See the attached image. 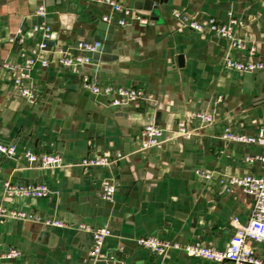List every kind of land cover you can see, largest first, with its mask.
<instances>
[{
	"label": "crops",
	"instance_id": "obj_1",
	"mask_svg": "<svg viewBox=\"0 0 264 264\" xmlns=\"http://www.w3.org/2000/svg\"><path fill=\"white\" fill-rule=\"evenodd\" d=\"M147 19L121 26L104 21L106 4L83 0H0V142L16 144L11 156L0 155V203L34 214L35 219L5 218L0 221V264H106L90 256V235L79 229L83 222L107 226L104 255L122 256L124 264H229L189 257L171 249L156 255L135 240L156 236L180 243L200 242L225 248L234 232L233 218L245 223L253 197L227 184L229 177L259 175L264 166L244 160L262 147L222 137L225 129L255 134L264 122V66L240 72L224 66L225 58L246 57L229 41L199 33L172 15L181 11L198 22L208 17L233 18L234 34L255 43L252 60L264 65V0H122ZM46 9L52 36L48 49L75 52L79 40L100 41L90 65L69 69L58 65L57 55L48 67L36 65L30 82L33 101L20 95L7 65H18L23 53L38 41L32 32L43 19L35 14ZM23 35L9 39L18 29ZM50 56V52H44ZM179 57H182L180 60ZM87 73L101 84L137 87L150 98L131 107L110 106L81 86ZM210 112L214 120L202 124L191 117ZM185 121L195 135L176 137L160 148L143 149L142 128L154 123L174 128ZM55 152L59 167L29 163L24 153ZM121 154L110 169L83 167V157ZM209 173V179L196 174ZM113 176L114 201L101 197L102 180ZM36 182L49 188L43 198H3V184ZM55 216L65 226L43 224ZM263 259L264 241L251 242ZM10 248L19 250L7 258Z\"/></svg>",
	"mask_w": 264,
	"mask_h": 264
},
{
	"label": "built area",
	"instance_id": "obj_2",
	"mask_svg": "<svg viewBox=\"0 0 264 264\" xmlns=\"http://www.w3.org/2000/svg\"><path fill=\"white\" fill-rule=\"evenodd\" d=\"M69 1V0H62ZM90 2H99L106 4L110 12L103 15L102 19L111 22L113 14H117L116 23L125 26L130 21L136 20L141 25H149L150 21L131 7L123 4L122 0H83ZM35 14L43 20L34 25L32 32L39 35L38 41L28 51L23 53L22 61L18 65L4 64V68L14 73L13 82L19 87L20 95L31 101L35 95L30 82L31 71L36 65L48 67L51 57L57 55V63L59 66L69 69H77L90 65L93 55L97 53L102 43L100 41L79 40L74 43L72 54H66L61 48L49 50L47 41L52 36L50 25L44 19L46 9L44 5H39L35 10ZM172 15L181 20L188 28L199 32L209 33L218 37L225 38L229 41V46L235 51H246V57L231 59L225 58L224 66L231 70L240 72H251L263 68L261 61L252 60L255 54V43L240 39L234 34V26L236 21L233 18L227 20H219L215 17H208L205 23L198 22L181 11H173ZM23 35L22 29H18L16 35L9 39L15 42L16 38ZM264 43V35L262 37ZM50 52V56H45L44 52ZM81 86L84 90L90 92L94 96L104 97L107 103L113 107H131L135 102H143L150 97L137 87H124L112 84H101L87 73L81 74ZM191 117L197 118L202 124L212 123L214 116L210 112L197 111L192 113ZM195 135V131L189 128L185 121H177L174 128H165L154 123H147L143 126L141 136V147L143 149L156 147L160 148L166 142L176 137L190 138ZM222 137L226 140L239 143L254 144L262 147V152L255 155H247L244 160L248 163L254 161L260 162L264 166V122L258 128L255 134H246L225 129ZM16 144L14 142H0V155L11 156L15 153ZM29 163L37 164L41 167H59L63 164L60 154L55 152L35 153L26 150L24 153ZM121 158V154H102L93 157H83L81 165L83 167L102 166L111 168ZM196 174L202 178L209 179L211 175L202 170H197ZM229 186L235 185L241 188L244 193L253 197V207L249 219L245 223H241L237 217L233 218L234 232L231 235L228 245L223 249H218L205 245L200 242L196 243H180L177 241L165 240L156 236L148 235L138 237L135 242L156 255H164L171 249L182 251L189 257H200L215 262L228 261L229 264H263V259L256 253L251 246V242L264 241V171L259 175L246 174L243 176L229 177L227 180ZM101 197L108 201H114L116 192V184L113 176L106 177L102 180ZM50 193L47 185L36 182L13 183L6 180L3 184V198H43ZM15 218L20 220H32L36 217L32 213L14 208L6 207L0 203V221L5 218ZM43 224L51 227H63L65 223L55 217H43ZM78 228L87 232L91 238L90 256L94 260L102 259L106 264H124L122 256L104 255L102 248L104 241L111 235V230L107 226L93 228L86 223H79ZM19 250L10 248L5 257L11 258L18 256Z\"/></svg>",
	"mask_w": 264,
	"mask_h": 264
},
{
	"label": "water",
	"instance_id": "obj_3",
	"mask_svg": "<svg viewBox=\"0 0 264 264\" xmlns=\"http://www.w3.org/2000/svg\"><path fill=\"white\" fill-rule=\"evenodd\" d=\"M179 59L181 60V59H182V57H179Z\"/></svg>",
	"mask_w": 264,
	"mask_h": 264
}]
</instances>
